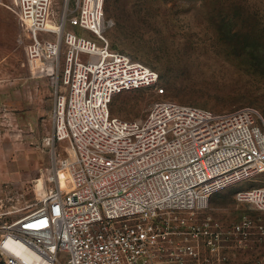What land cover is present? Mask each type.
Returning a JSON list of instances; mask_svg holds the SVG:
<instances>
[{
  "label": "built area",
  "instance_id": "built-area-1",
  "mask_svg": "<svg viewBox=\"0 0 264 264\" xmlns=\"http://www.w3.org/2000/svg\"><path fill=\"white\" fill-rule=\"evenodd\" d=\"M57 1L14 0L27 34L47 36L32 55L55 73L49 142L70 151L56 152L40 206L0 225L5 264H236L225 243L246 248L264 224L244 214L226 228L202 215L213 195L264 173L263 113L160 100L141 119L113 116L123 92L165 96L161 75L111 45L106 0H60L59 13ZM235 198L264 212V185ZM9 237L40 260L18 257Z\"/></svg>",
  "mask_w": 264,
  "mask_h": 264
},
{
  "label": "rangeland",
  "instance_id": "rangeland-1",
  "mask_svg": "<svg viewBox=\"0 0 264 264\" xmlns=\"http://www.w3.org/2000/svg\"><path fill=\"white\" fill-rule=\"evenodd\" d=\"M60 9L58 0L55 12ZM105 10L111 45L157 70L167 90L165 96L154 89L118 94L113 116L141 119L160 100L218 113L252 106L264 114V0H106ZM46 37H30L14 0H0V225L40 206L54 186L56 152L70 151L67 142H49L55 73L52 63L40 67L32 55L36 40ZM263 185L264 173L216 193L202 216L226 228L244 214L264 224V212L235 198ZM225 249L236 264H264L260 236L246 248L228 240Z\"/></svg>",
  "mask_w": 264,
  "mask_h": 264
},
{
  "label": "bare ground",
  "instance_id": "bare-ground-1",
  "mask_svg": "<svg viewBox=\"0 0 264 264\" xmlns=\"http://www.w3.org/2000/svg\"><path fill=\"white\" fill-rule=\"evenodd\" d=\"M63 180L65 181L64 175H63ZM6 246L8 247L10 251L15 253L18 257L25 259L26 261L35 263L40 260L38 255L35 252L29 249L23 242L13 237H9L7 239Z\"/></svg>",
  "mask_w": 264,
  "mask_h": 264
},
{
  "label": "trees",
  "instance_id": "trees-1",
  "mask_svg": "<svg viewBox=\"0 0 264 264\" xmlns=\"http://www.w3.org/2000/svg\"><path fill=\"white\" fill-rule=\"evenodd\" d=\"M264 115V114H263Z\"/></svg>",
  "mask_w": 264,
  "mask_h": 264
}]
</instances>
